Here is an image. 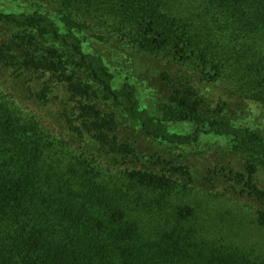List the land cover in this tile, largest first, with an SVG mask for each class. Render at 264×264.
Listing matches in <instances>:
<instances>
[{"label": "trees", "instance_id": "trees-1", "mask_svg": "<svg viewBox=\"0 0 264 264\" xmlns=\"http://www.w3.org/2000/svg\"><path fill=\"white\" fill-rule=\"evenodd\" d=\"M12 2L0 11V71L11 80L1 85L30 96L0 100V264H264L170 201L187 167L156 156L151 168L116 171L83 149L91 140L139 160L119 142L126 129L177 149L221 140L246 160L245 193L264 229V188L250 178L264 174V131L212 108L201 86L264 106V0ZM110 32L131 52L115 50ZM112 49L133 60L118 69L105 57ZM161 64L175 74L160 73L163 95L145 79ZM54 89L69 96L55 113Z\"/></svg>", "mask_w": 264, "mask_h": 264}, {"label": "rangeland", "instance_id": "rangeland-1", "mask_svg": "<svg viewBox=\"0 0 264 264\" xmlns=\"http://www.w3.org/2000/svg\"><path fill=\"white\" fill-rule=\"evenodd\" d=\"M20 1L25 2L26 5L35 4L37 6L38 4L45 5L50 0ZM11 4H13L12 0H0V11H5ZM104 34L115 50L119 46L118 52L124 50L131 52L120 41L118 33ZM114 49L108 50L105 57L110 62L112 61L113 66L121 70L123 69L121 64L124 63V60L126 65V62L129 59L133 60V58L131 55L126 56L123 53L120 55L114 52ZM135 56L138 59L139 55L135 54ZM130 65L138 74L143 73L144 68L138 70L132 64ZM165 71L171 77L175 76L165 64H161V67L158 66L154 69L150 68L147 75H145L146 83L152 86L156 92H160L161 95L169 90V82H166L160 76V73ZM5 79L11 81L8 73L0 71V100L14 96L21 102V100L30 96L24 86L15 90L10 86L13 83L7 86L1 85ZM201 86L203 94L212 101V108L219 104L224 112L228 113L229 111L231 114L235 112L236 116L245 119L247 124L255 125L264 131V106H255L249 102L239 100L234 93L225 92L222 84L202 82ZM39 90L40 86L33 88V91L38 92ZM48 98L50 103L47 107L55 113L56 109L69 99V96L54 89L52 93L48 94ZM73 105L74 103H70V106ZM28 107L35 114L39 112L35 106L29 105ZM106 110L110 109L106 108ZM40 112L46 114L45 109ZM118 121L123 123L121 119ZM67 129L70 130L68 126ZM68 133L73 135L75 139L82 141L75 130L72 129ZM117 136L120 143H128L136 148L139 160L132 155L110 154L100 149L91 140L83 145V149L86 152H91L97 158L100 157L116 171L125 168H140L142 165L151 168L155 163L153 157L156 156H160L161 160H170L173 165L187 167L189 178L182 174L175 176L177 181L170 190V201L180 207L192 208L196 223L207 230L208 236L223 239L225 243L238 245V247L264 258V229L256 223L255 212L251 208L253 203L245 193L247 192L246 182L249 174L244 169L246 160L244 161L242 155L231 151L228 144L221 140L205 139L192 148L177 149L159 145L155 141L146 138L140 139L127 129L117 133ZM73 149L75 152L80 151L75 147ZM156 167L160 169L164 166L156 165ZM236 172H240L241 176L236 175ZM250 178L258 187L264 188V174L258 172L251 175Z\"/></svg>", "mask_w": 264, "mask_h": 264}]
</instances>
